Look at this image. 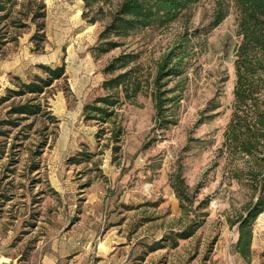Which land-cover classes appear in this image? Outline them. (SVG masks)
Here are the masks:
<instances>
[{"label":"rangeland","instance_id":"obj_1","mask_svg":"<svg viewBox=\"0 0 264 264\" xmlns=\"http://www.w3.org/2000/svg\"><path fill=\"white\" fill-rule=\"evenodd\" d=\"M22 2L14 15L20 23L9 20L2 28L0 98L21 81L44 75L39 65H65L67 77L41 96L46 115L19 128L2 121L16 117L9 114L10 105L26 97L0 106V264H264V212L255 223L251 259L235 250L239 233L229 219L251 194L228 178L227 161L219 156L232 116L242 41L235 1L202 0L169 25L121 39L122 47L100 58L92 48L110 21V8L90 25L84 7L79 13L70 8L72 2L44 0L46 18L34 22L28 10L33 1ZM221 8L226 18L215 25ZM40 21L46 27L38 32ZM37 33H44L42 40ZM187 39L186 89L176 124L155 128L149 90L122 99L107 122L86 118L88 104L115 92L103 87L116 75L104 72L112 59L124 52L139 55L133 66L152 80L162 56ZM213 100L220 108L207 112ZM178 170L189 191H198L193 209L202 224L177 248L164 241L152 251L190 221L173 187ZM206 199L208 208L202 205Z\"/></svg>","mask_w":264,"mask_h":264},{"label":"trees","instance_id":"obj_2","mask_svg":"<svg viewBox=\"0 0 264 264\" xmlns=\"http://www.w3.org/2000/svg\"><path fill=\"white\" fill-rule=\"evenodd\" d=\"M35 7H28L31 20L37 22L46 18L47 6L44 0H32ZM202 0H84L83 16L90 25L100 22L99 15L110 14V21L101 31L96 45L92 48L94 56L100 58L124 45L121 39L133 33L150 28L152 25H169L179 20L186 11ZM240 13L239 29L242 41L237 49L235 61L236 84L231 119L224 132V141L219 149V156L227 161L228 178L246 187L251 194L250 200L235 219H229L232 227H237L239 237L235 245L236 252L244 259L250 260L253 254L254 227L259 216L264 212V0H234ZM22 0H0V43L4 34L3 25L10 20L13 26L20 21L14 19L16 8ZM27 15V16H29ZM215 25L226 18L223 8L215 17ZM26 26V25H24ZM38 32L45 30V23L37 24ZM44 33H37L35 38L42 40ZM190 39L178 42L166 52L156 64L152 80L146 78L142 68L133 66L140 58L134 53H122L105 67L106 74H116L107 79L103 87L112 94L95 99L85 107L86 118L107 122L114 115L122 99L132 100L149 90L155 103V128L168 129L176 124L177 109L183 100L186 89L187 58L190 55ZM44 75H36L30 82L21 81L16 88H9L7 94L0 98V106L13 98L9 114L16 116L2 122L19 128L22 122L30 118L46 115L47 103L43 104L41 96L47 93L56 80L66 78V66L56 68L39 65ZM146 78V79H145ZM175 82V83H174ZM29 96V97H27ZM220 108L216 100L210 102L207 112ZM54 123L58 119L48 114ZM213 118V115L207 117ZM33 128L35 123L24 125ZM122 129L114 133V140H120ZM173 187L181 200V207L189 223L178 232H171L152 247L155 251L162 242H170L174 248L180 239L193 237L201 226L200 214L193 205L197 198L189 191L181 170L173 175ZM208 208L210 200L202 201ZM192 214H197L192 217ZM208 213L205 214L207 216Z\"/></svg>","mask_w":264,"mask_h":264},{"label":"crops","instance_id":"obj_3","mask_svg":"<svg viewBox=\"0 0 264 264\" xmlns=\"http://www.w3.org/2000/svg\"><path fill=\"white\" fill-rule=\"evenodd\" d=\"M73 5L70 6L72 10L78 9L79 13L82 12V9L84 7V0H73Z\"/></svg>","mask_w":264,"mask_h":264},{"label":"built area","instance_id":"obj_4","mask_svg":"<svg viewBox=\"0 0 264 264\" xmlns=\"http://www.w3.org/2000/svg\"><path fill=\"white\" fill-rule=\"evenodd\" d=\"M53 2L60 3V4H69L72 2V0H52Z\"/></svg>","mask_w":264,"mask_h":264}]
</instances>
